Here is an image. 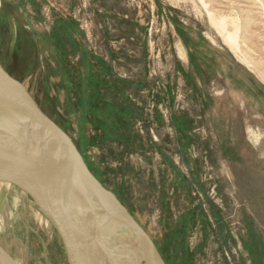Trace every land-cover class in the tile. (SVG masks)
<instances>
[{
	"label": "rangeland",
	"instance_id": "rangeland-1",
	"mask_svg": "<svg viewBox=\"0 0 264 264\" xmlns=\"http://www.w3.org/2000/svg\"><path fill=\"white\" fill-rule=\"evenodd\" d=\"M0 60L167 264H264V0H0ZM1 191L0 259L68 264Z\"/></svg>",
	"mask_w": 264,
	"mask_h": 264
},
{
	"label": "water",
	"instance_id": "water-1",
	"mask_svg": "<svg viewBox=\"0 0 264 264\" xmlns=\"http://www.w3.org/2000/svg\"><path fill=\"white\" fill-rule=\"evenodd\" d=\"M4 114L22 124L20 130L10 129L21 138L23 155L3 140L5 129L0 119V182L15 185L33 200L59 235L68 264H120L124 247L114 245V236L132 240L139 262L166 264L127 206L89 168L71 136L0 62V115ZM34 139L38 140L37 157L31 153ZM2 199L3 191L0 203ZM81 211H86L85 216H80ZM105 224H115L111 238L109 233L105 238L102 235ZM110 247L120 253L118 260H110ZM9 262L13 261L0 259V264Z\"/></svg>",
	"mask_w": 264,
	"mask_h": 264
},
{
	"label": "bare ground",
	"instance_id": "bare-ground-1",
	"mask_svg": "<svg viewBox=\"0 0 264 264\" xmlns=\"http://www.w3.org/2000/svg\"><path fill=\"white\" fill-rule=\"evenodd\" d=\"M0 119L2 120V128L5 129V131L3 132V140L5 141V143L9 146V148H11L16 154H19V155H23V148L21 146V138H19V136H15L12 132V129H22V124H20L17 120L18 119H15V118H12L10 117L9 115H0ZM11 133H9V132ZM34 143V146L31 145V153H33V156L34 157H37L38 156V153H37V144H38V140L37 139H34L33 141ZM1 183L3 184V186H6V183L7 182H0V185ZM81 206L84 207L86 205L85 201L82 200L80 202ZM83 213V214H82ZM82 214V215H80ZM80 216H85L86 214V211L84 212H80ZM112 225H115V224H105L103 226V229H102V235L103 237L105 238L106 235H108V237L111 238V235L110 233H112V231L116 230V227L112 228ZM112 242H114V245L116 246H120L122 245L124 247L123 251H121L120 253L124 252L122 255V260H120V264H144L142 262H139V258L137 255L134 254L133 252V249H132V240L127 237V236H124V237H119V236H114V239L112 240ZM112 248V249H110ZM108 248V252H111V254H109V256H111V259L110 260H118V258H120V253L116 250H113V247H110ZM107 255V254H106ZM108 262V261H107ZM8 264H15L14 262H9Z\"/></svg>",
	"mask_w": 264,
	"mask_h": 264
},
{
	"label": "trees",
	"instance_id": "trees-1",
	"mask_svg": "<svg viewBox=\"0 0 264 264\" xmlns=\"http://www.w3.org/2000/svg\"><path fill=\"white\" fill-rule=\"evenodd\" d=\"M0 62H1V60H0ZM3 65V64H2ZM3 67L5 68V66L3 65ZM6 69V68H5ZM7 70V69H6ZM60 125V124H59ZM80 150V149H79ZM80 152H81V150H80ZM84 157V156H83ZM84 159H85V157H84ZM86 161V163H87V165L89 166V168L93 171V173L95 174V176L97 175V173H99L98 171H97V168L93 165V164H91V162L90 161H87V160H85ZM99 180H100V178L98 177V176H96ZM101 181V180H100ZM119 195V194H118ZM164 258V257H163ZM165 260V259H164ZM166 264H167V262H166Z\"/></svg>",
	"mask_w": 264,
	"mask_h": 264
}]
</instances>
